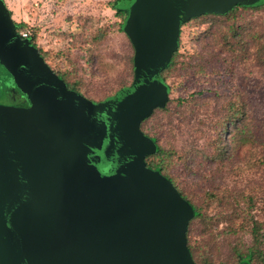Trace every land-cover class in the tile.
I'll use <instances>...</instances> for the list:
<instances>
[{"label":"water","instance_id":"95a60500","mask_svg":"<svg viewBox=\"0 0 264 264\" xmlns=\"http://www.w3.org/2000/svg\"><path fill=\"white\" fill-rule=\"evenodd\" d=\"M262 4L121 0L134 78L96 101L68 87L0 0V86L23 98L0 104V264H196L194 209L147 165L157 145L141 123L169 99L161 73L185 23Z\"/></svg>","mask_w":264,"mask_h":264},{"label":"rangeland","instance_id":"374dc122","mask_svg":"<svg viewBox=\"0 0 264 264\" xmlns=\"http://www.w3.org/2000/svg\"><path fill=\"white\" fill-rule=\"evenodd\" d=\"M4 1L14 21H25L27 30H36L37 46L46 52L47 62L66 72L88 98L100 101L131 81L134 49L119 29L121 17L110 4L114 0ZM239 22L250 31L247 56L241 60L233 59L216 33L211 34L215 29L211 21L183 26L180 63L170 77L171 109L157 112L145 125L150 134L159 135L164 147L178 155L191 154L190 167L174 162L170 174L215 217L211 225L215 237L198 219L191 242L215 263L229 264L236 259L235 246L252 243L253 220L264 224V50L258 49L264 44V9L240 11ZM251 27L259 31L260 43L251 36ZM101 30L104 35L99 38ZM2 84L0 104L10 105L15 94ZM179 97L187 101L180 103ZM237 100L256 141L249 137L227 145L228 156L215 159L211 156L216 124L228 111V103ZM213 191H219L223 200L211 201L208 195Z\"/></svg>","mask_w":264,"mask_h":264},{"label":"trees","instance_id":"16d2710c","mask_svg":"<svg viewBox=\"0 0 264 264\" xmlns=\"http://www.w3.org/2000/svg\"><path fill=\"white\" fill-rule=\"evenodd\" d=\"M121 0H114L111 1V7L116 10V13L121 17V22L119 24V29L123 32V24L126 19V13L122 10H118L117 6L118 3ZM264 9V4L259 5V6H243V5H237L231 10H229L225 14H217V13H206L203 14L199 17L192 18L190 21L185 23L184 25L191 24L195 21L199 20H207L211 21V26L214 25L215 29L214 32L211 34H215L219 37V43H221L224 48H226V51L229 52V55L232 56L233 59H238L241 60L242 58L246 57L245 51L248 49V44L249 40H247L246 36L250 35V31L248 28H246L245 25H242L239 22L240 18V11L242 10H262ZM17 29L19 32L22 30H27L29 29V24L25 21L21 22H16ZM183 25V26H184ZM182 26V28H183ZM210 26V27H211ZM209 27V29H210ZM208 31H204L205 33ZM104 30H101L98 34L99 38L103 37ZM182 33V30H181ZM259 31L251 27V36L255 39H257V42L260 43V40L258 38ZM31 42L37 46L36 39H37V32L35 29L31 31V35L28 37ZM130 39V38H129ZM131 41V40H130ZM132 44V42H131ZM181 36H180V43H179V48L173 53L172 60L169 64V66L164 69L161 73L163 79L165 82L168 84L170 88V92L172 91V85L170 83V77L172 75V72L176 71L178 69L179 63H180V48H181ZM259 47L258 49H263L264 50V44H258ZM132 47L134 49V46L132 44ZM41 55L44 57L45 61L47 62L46 59V52L40 49ZM135 53V50H134ZM261 59V58H260ZM48 63V62H47ZM49 64V63H48ZM131 72H132V78L129 83H123L118 90L121 88L130 85L133 81L134 78V54L131 58ZM51 66V64H49ZM51 68L67 83L68 87L70 85L75 86L76 89L73 88V90H76L83 95L85 93L79 89L77 83L75 81H71L68 78V75L66 72L58 71L53 66ZM118 90H116L114 93L108 94L105 96L103 99L106 97L115 94ZM86 96V95H85ZM102 99V100H103ZM180 103H184L187 101L186 97H179L177 99ZM97 101V100H96ZM171 104H172V98L169 95V99L167 103L163 107H158L156 108L153 113L147 117L145 120L142 121L141 123V129L143 132L148 135L157 145L156 151L148 155L146 157V162L147 165L160 173H162L166 178H168L175 188L179 191L181 196L186 199L193 207L194 209V216L189 222L188 230H187V242H188V247L189 250L193 256V259L195 260L196 264H229L227 262H218L215 263L213 259L205 255L202 250H198L196 246L191 242L190 238V233L195 225L196 220H200L201 222H204L205 224L203 225V228L205 229L206 233L211 236L215 237L213 234L214 230L211 227V225L214 223V218L210 214L204 211V209L200 206H198L188 195L185 190L180 186L179 182L177 181V178L170 174V169L173 166L174 162H182L185 163L186 166L190 167L191 162H189V158L191 154L189 152H185L184 154L178 155V153L171 148H166L160 143V137L157 134H150L148 131H146V123L149 121L150 118H152L157 112L159 111H164L168 112L171 109ZM228 111L226 112L225 115L219 120L216 124V128L218 130L217 138L214 142L216 148L214 150V153L212 154L211 157L217 159V158H224L225 156H228V149L230 145L236 144L238 145L239 143L244 140V138H249V137H254V140L256 141V137L253 135L252 132L248 130V127L245 123V118H244V108L240 101H233L228 103L227 105ZM246 131V133H245ZM251 135V136H250ZM229 145V146H227ZM215 192V193H214ZM219 191H213L212 193H209L208 198L211 201H222L223 198L218 194ZM251 236H252V243L249 246H246L242 243H239L237 246H235V256L236 259L230 263V264H241L243 262H247L250 264H264V224L262 222H259L258 220H253V225L251 229ZM204 234V233H203ZM199 252H201V257H199Z\"/></svg>","mask_w":264,"mask_h":264},{"label":"flooded vegetation","instance_id":"af4514ba","mask_svg":"<svg viewBox=\"0 0 264 264\" xmlns=\"http://www.w3.org/2000/svg\"><path fill=\"white\" fill-rule=\"evenodd\" d=\"M38 49H39V51H40V48L38 47V46H36ZM41 53V52H40ZM0 67L1 68H3V70H6V68L0 63ZM1 85H3V84H1ZM8 85V84H7ZM9 86V85H8ZM9 88H10V90L15 94V101L12 103V104H10V105H7V106H12V107H18V106H20L21 104H22V102H23V98H22V96H21V94L19 93V92H16V91H14L10 86H9Z\"/></svg>","mask_w":264,"mask_h":264},{"label":"built area","instance_id":"2783aa9c","mask_svg":"<svg viewBox=\"0 0 264 264\" xmlns=\"http://www.w3.org/2000/svg\"><path fill=\"white\" fill-rule=\"evenodd\" d=\"M20 34L23 38H28L31 35V32L30 30H22Z\"/></svg>","mask_w":264,"mask_h":264}]
</instances>
